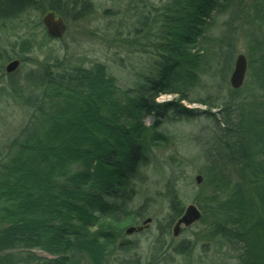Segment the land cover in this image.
I'll use <instances>...</instances> for the list:
<instances>
[{"label":"trees","instance_id":"obj_1","mask_svg":"<svg viewBox=\"0 0 264 264\" xmlns=\"http://www.w3.org/2000/svg\"><path fill=\"white\" fill-rule=\"evenodd\" d=\"M76 3L73 21L80 23L94 7ZM60 4L0 0V30L33 11L66 16ZM128 11L132 28L125 36L117 30L118 41L154 57L134 88L121 89L102 62L56 58L19 80L6 74L0 97L16 102L22 118L0 141V264H159L167 249L158 245L145 263L125 258L136 247L123 231L145 216L147 202L134 211L128 204L136 185L147 180L152 147L162 137L159 125L171 113L197 112L183 101L204 103L209 109L203 112L215 119L211 109L223 112L204 143L199 172L209 192L197 199L206 224L197 235L236 251L237 264H264V0H159L150 7L130 0ZM225 14L223 30L212 35L216 16ZM30 36L16 55L22 61L34 49ZM240 36L248 47L250 87L230 86L223 95L209 94L212 101L190 98L203 79L227 80ZM51 39L44 29L43 42ZM6 50L0 59L10 60L15 44ZM162 95L175 97L158 102ZM151 115L155 121L146 126ZM170 183L165 196L173 216L166 234L183 212ZM173 250L191 256L196 244Z\"/></svg>","mask_w":264,"mask_h":264},{"label":"rangeland","instance_id":"obj_2","mask_svg":"<svg viewBox=\"0 0 264 264\" xmlns=\"http://www.w3.org/2000/svg\"><path fill=\"white\" fill-rule=\"evenodd\" d=\"M86 1L93 5L94 11L85 20L76 23L73 21V15L79 6L76 3V6L73 7V0H61L60 6L64 8L66 14V16H62L68 26L62 40L51 39L43 42L44 27L38 25L35 28V22H38L42 17L40 11H33L21 20L12 21L9 28L0 30V51L3 53L4 49L11 51L12 45L15 44V52L11 53L10 60L19 58L16 55L19 52L21 41L27 35L31 34L30 38L35 44L31 52L23 55L25 60L22 61L19 58L22 63L19 69L14 72L15 79L19 80L28 71L38 69L45 61L59 58L69 62L84 63L86 66L102 62L106 64L109 73L117 79L121 89L135 87V84L142 79L140 76L147 73L153 65L154 57L127 43L118 41L119 37H116L117 30H121L120 34L125 36L132 28L131 12H126V6L130 4V0ZM143 1L146 7L159 2V0ZM106 10H108V14H106ZM226 17L227 14L216 16L210 31L212 35L217 36L223 30ZM235 47L236 53L227 80L223 81L221 77L217 76L216 82L211 84L208 79H203L196 91L189 94L190 98L212 101V98H208L209 94L217 91L222 95L227 93L231 86L229 79L237 55L245 54L248 59V47L243 37H239ZM10 60L0 59V89L5 86L8 79L5 66ZM251 83L248 68L243 86L246 85L248 89ZM173 97L175 96L162 95L158 102H165ZM183 104L197 112L192 116L171 113L163 119L157 129L162 137L157 140L151 150L147 180L136 185L129 201L128 205L133 211L140 208L145 202L147 203L143 209L145 216L137 224L144 226V229L126 234V227L124 228L123 237L130 240L136 247L135 251L126 254L125 258H141L145 263L151 251L155 250L154 246L158 245L162 246V249H167L162 255L160 252L157 253L160 255L159 264H221V262L237 264L236 251L232 252L224 246L222 248L218 241L208 242L197 235L206 227V224H202L200 221L188 228H183L178 236L173 235V226L176 222L174 221L171 223L169 234L165 233L167 225L171 222V216H173L169 199L165 196L169 181H171L169 187L174 186L183 210L190 204H195L200 208L197 202L198 197H202L205 193L208 195L209 190L202 186L203 180L201 184H198L196 176H203L199 171L205 164L204 143L215 135V130L218 129L217 120L222 118L223 113H219V107L211 109V112H215L217 115L215 119L211 113L203 112L208 110L209 106L200 101H183ZM21 118L22 111L17 103L10 98L5 99L1 96L0 141L6 140L15 133ZM154 121L155 118L152 115L144 118L146 126H150ZM148 218L152 220L145 227L143 222ZM179 244L185 247L196 244L195 255L187 256L174 251L173 247ZM171 245L172 247H170ZM36 253L47 255L39 250ZM113 256L114 258L118 256V252L113 253Z\"/></svg>","mask_w":264,"mask_h":264},{"label":"water","instance_id":"obj_3","mask_svg":"<svg viewBox=\"0 0 264 264\" xmlns=\"http://www.w3.org/2000/svg\"><path fill=\"white\" fill-rule=\"evenodd\" d=\"M42 23L46 28L47 33L53 39L62 40L64 35L67 32V23L62 15L58 14L55 10H48L42 16ZM21 60L19 58H15L10 60L5 66V70L7 74H12L19 69L21 66ZM248 72V59L245 54H238L233 71L230 75V85L234 89H239L243 86L246 75ZM203 180L202 175L196 176V182L201 184ZM202 211L195 204L188 205L182 215L178 218L173 226V235L178 236L183 228H188L192 226L194 223L200 221L202 219ZM151 218H148L144 221L145 227L148 226V223L151 222ZM144 229V226H135L130 225L125 229L126 234H132L136 231H141Z\"/></svg>","mask_w":264,"mask_h":264},{"label":"bare ground","instance_id":"obj_4","mask_svg":"<svg viewBox=\"0 0 264 264\" xmlns=\"http://www.w3.org/2000/svg\"><path fill=\"white\" fill-rule=\"evenodd\" d=\"M43 15H44V14H43ZM43 15H42V16H43ZM41 22H42V17H41ZM42 26L44 27L43 23H42ZM44 29H45V31H46V28H45V27H44ZM46 32H47V31H46ZM184 210H185V209H184ZM184 210H183V212H184ZM183 212H182V213H183ZM181 215H182V214H181ZM177 220H178V219H177ZM177 220H176V221H177ZM143 224H144V222H143ZM135 226H139V225L136 224ZM141 226H142V225H141ZM127 227H128V226H127ZM127 227H126V228H127Z\"/></svg>","mask_w":264,"mask_h":264}]
</instances>
